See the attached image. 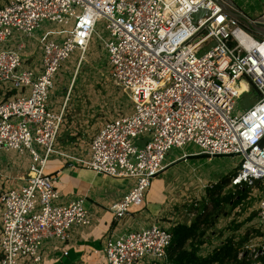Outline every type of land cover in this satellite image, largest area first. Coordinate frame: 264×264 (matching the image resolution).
Returning a JSON list of instances; mask_svg holds the SVG:
<instances>
[{"label":"built area","instance_id":"2783aa9c","mask_svg":"<svg viewBox=\"0 0 264 264\" xmlns=\"http://www.w3.org/2000/svg\"><path fill=\"white\" fill-rule=\"evenodd\" d=\"M200 10L207 13L194 22ZM220 10L213 0H9L0 8V90L14 92L0 100V151L29 160L23 184L0 196V264H42L47 241L62 244L52 251L65 256L72 230L91 225L85 198L57 204L44 169L63 121L49 104L54 79L74 52L81 63L99 22L110 79L131 95L132 112L106 121L84 156L59 155L132 181L110 207L115 221L144 207L172 148L193 143L209 158L241 157L229 186H260V248L252 257L264 255V38ZM43 23L57 30L37 37ZM26 40L36 41L39 66L27 65ZM251 92L255 102L233 114L235 101ZM171 243V232L153 223L107 239L103 264H167Z\"/></svg>","mask_w":264,"mask_h":264},{"label":"rangeland","instance_id":"374dc122","mask_svg":"<svg viewBox=\"0 0 264 264\" xmlns=\"http://www.w3.org/2000/svg\"><path fill=\"white\" fill-rule=\"evenodd\" d=\"M8 1L0 0V8ZM230 1L250 15L264 3V0ZM48 30L57 28L43 23L37 37ZM95 32L104 40L108 37L103 22L96 25ZM97 35H93L81 63L77 61L78 52H74L62 64L54 79L49 104L52 103L51 108L58 110L54 112L62 110L63 121L56 139V155L53 154L51 158H62L60 153L77 158L84 156L91 137L106 121L128 116L132 112L131 95L110 79L107 53ZM26 44L25 54L37 49L36 41L26 40ZM13 94L0 90V100ZM256 98L254 92L242 95L235 101L233 114L249 108ZM198 152L199 148L195 144L188 143L182 148H172L167 153L164 161L166 170L152 180L149 188L158 185L157 189L161 187L167 197L161 215L153 223L171 231L176 225L190 226L197 222L198 230L184 248L195 244L199 255L207 257L218 248L231 244L237 250L236 262L227 264H261V259L253 260L252 257V250L255 252L260 248L261 228L257 219L260 186L231 188L228 181L227 186L224 184L220 188L217 184L229 180L239 167L241 157L209 158L196 156ZM183 153H187L185 160L178 158ZM23 160L14 153L0 151V182L3 189H7L4 188L6 183L15 184V176L27 173V170H23ZM28 164L26 162L24 168ZM139 216L144 218L146 215L141 212ZM136 229L137 225L134 224L127 230Z\"/></svg>","mask_w":264,"mask_h":264},{"label":"crops","instance_id":"0c3cea01","mask_svg":"<svg viewBox=\"0 0 264 264\" xmlns=\"http://www.w3.org/2000/svg\"><path fill=\"white\" fill-rule=\"evenodd\" d=\"M242 13L253 19L264 13V3L253 15L246 14L244 11ZM37 50L32 49L29 51L30 53L25 54V58L29 55L28 66H39ZM50 106H52V103H50ZM53 109L58 111L55 108ZM145 139L141 138L135 144L142 146ZM87 146L86 150L88 149ZM186 155L187 153H183L178 158L182 157V160H185L187 158ZM23 158V161H25L22 164L24 165L23 170H27L28 166L27 168L24 167H26V162L28 163L29 160L25 157ZM164 166L166 167V165ZM166 168H164L163 172ZM44 173L54 178L55 188L59 193L57 204L66 205L78 198H85L84 206L91 217V225L72 230L70 239L65 247L67 250L65 256L60 251H52L54 246L62 248V244L55 241H47L43 247L44 261L42 264H103L102 250L107 239L129 232L127 229L134 224L137 225L136 230L150 226L154 221L158 220L166 203L167 197L164 191H162L161 187L158 190V185H156L149 189L142 209L133 208L123 220L115 221L110 207L130 190L133 184L130 180L115 179L95 174L90 170L72 165L63 158H51L48 160ZM26 174L15 176L14 185L5 182L7 184L4 186V188H7L6 190L3 189V184L0 182V193L11 188H19L23 184L22 179L25 178ZM141 212L145 213L146 216L144 218L139 216ZM20 264L31 263L21 262Z\"/></svg>","mask_w":264,"mask_h":264},{"label":"trees","instance_id":"16d2710c","mask_svg":"<svg viewBox=\"0 0 264 264\" xmlns=\"http://www.w3.org/2000/svg\"><path fill=\"white\" fill-rule=\"evenodd\" d=\"M228 181L225 180L217 185L220 188L227 186ZM197 230V222H193L190 226L176 225L171 231L169 230L172 234V243L168 249L167 264H227V262H236L237 250L231 244L218 248L207 257L199 255V250L195 247V244H190L188 248H184L188 241L194 237ZM258 259H261V264H264V255Z\"/></svg>","mask_w":264,"mask_h":264},{"label":"water","instance_id":"95a60500","mask_svg":"<svg viewBox=\"0 0 264 264\" xmlns=\"http://www.w3.org/2000/svg\"><path fill=\"white\" fill-rule=\"evenodd\" d=\"M219 7H221V10L219 11V14H224L232 19H234L237 22L242 21L244 29L252 34L256 38H264V13L255 17V18H249L245 16L241 10H239L230 0H222L224 3H222L220 0H213ZM205 13H207L204 10H200L197 13L192 15L193 21H197V19L201 16H203ZM196 156H203L201 154H198Z\"/></svg>","mask_w":264,"mask_h":264}]
</instances>
